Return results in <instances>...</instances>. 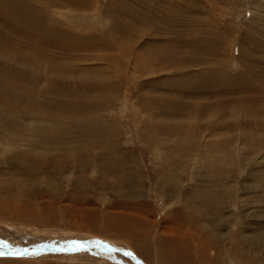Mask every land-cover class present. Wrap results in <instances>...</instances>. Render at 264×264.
<instances>
[{
	"label": "rangeland",
	"instance_id": "374dc122",
	"mask_svg": "<svg viewBox=\"0 0 264 264\" xmlns=\"http://www.w3.org/2000/svg\"><path fill=\"white\" fill-rule=\"evenodd\" d=\"M8 1L0 264H264V0Z\"/></svg>",
	"mask_w": 264,
	"mask_h": 264
},
{
	"label": "bare ground",
	"instance_id": "6f19581e",
	"mask_svg": "<svg viewBox=\"0 0 264 264\" xmlns=\"http://www.w3.org/2000/svg\"><path fill=\"white\" fill-rule=\"evenodd\" d=\"M58 1L59 0H49L48 4L50 6H54V5H58ZM61 2V1H60ZM27 3H23L21 4V7L23 9V15H26L25 17L24 16H21L20 13H18L19 9H16V5H12L8 0H0V23L2 25H8L13 31L15 32H18V33H21V34H24L22 31H24L25 29H27L29 31V37L30 38H34L36 37V33L39 34V32L37 31L38 27L39 26L38 23L37 24V21L35 20H38V19H34V17L32 15H34V13L32 12V10L29 9V7H26ZM69 4V2H68ZM16 7V8H15ZM25 8V9H24ZM34 21L36 23H34ZM2 28V27H1ZM5 29V28H4ZM27 33V32H26ZM50 37L49 38H46L47 36H42L41 38V41L43 44H49L51 41H53V39L51 38L52 36L49 35ZM50 40V42H49ZM40 41V42H41ZM54 43V42H53ZM53 45V44H52ZM3 51V50H2ZM7 57V56H6ZM3 80H6V82H4ZM1 79L0 78V82L3 83L4 85H7V81L8 79L5 77L4 79ZM8 86V85H7ZM6 88V87H5ZM1 89V88H0ZM7 89V88H6ZM9 89V88H8ZM8 96V95H7ZM12 96V95H11ZM3 97V96H2ZM14 97V96H13ZM7 99V98H6ZM9 100V98L7 99ZM0 103H2V105H6L8 103H5V101L0 97ZM18 103V102H17ZM16 103V104H17ZM8 106V105H7ZM13 106V105H12ZM1 107V106H0ZM4 108V107H3ZM5 109V108H4ZM9 109V108H8ZM23 112V111H22ZM4 113V112H3ZM18 114V113H17ZM9 115V114H8ZM11 115V114H10ZM23 116V114H22ZM10 118V117H9ZM7 119V117H6ZM14 215V214H13ZM42 221V220H41ZM13 226V225H12ZM11 226V228H12ZM23 226V225H22ZM10 228V227H9ZM174 238V237H173ZM176 239V238H175ZM177 240V239H176ZM189 240V239H187ZM170 246L171 248H174V244H173V241L170 239ZM190 241V240H189ZM188 243V242H187ZM161 248L164 246V244H161L160 245ZM182 261V260H181ZM188 261H192V259L190 260H187ZM186 260H183L182 261V264H192L191 263H187ZM168 263V262H167ZM173 263V262H172ZM176 263V262H175ZM166 264V262H165Z\"/></svg>",
	"mask_w": 264,
	"mask_h": 264
}]
</instances>
